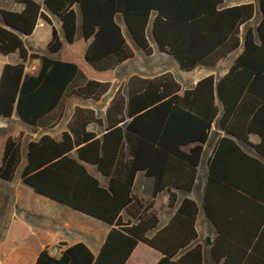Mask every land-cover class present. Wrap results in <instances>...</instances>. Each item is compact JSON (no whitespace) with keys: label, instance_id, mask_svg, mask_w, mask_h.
<instances>
[{"label":"trees","instance_id":"trees-1","mask_svg":"<svg viewBox=\"0 0 264 264\" xmlns=\"http://www.w3.org/2000/svg\"><path fill=\"white\" fill-rule=\"evenodd\" d=\"M16 1L25 5L22 12L0 13V54H19L22 62L2 71L0 117L17 115L31 127L46 120L52 124V115L70 94L98 101L110 89L109 83L89 80L77 64L53 57L65 43L75 44L80 19L88 43L85 60L99 73L135 57L123 26L148 57L154 54L153 43L186 73L215 68L237 54L221 79L211 75L185 91L170 74L132 78L128 95L117 94L108 109L101 136L88 129L103 127V120L92 110L77 108L61 141L45 135L29 144L24 184L113 227L97 257L79 244L57 257L46 249L36 264H127L140 243L163 255L158 264H203V246L189 249L198 240L197 203L185 199L171 224L149 238L159 224L155 201L137 196L134 185L145 172L155 179L154 198L167 188L192 192L215 123L226 135L209 162L204 202L218 230L212 257L217 264H264V0H258L261 20L256 28L250 26L256 14L250 0H232L240 2L233 6L225 0ZM49 15L61 24V32L53 27L52 56L30 55L23 37L32 36L41 20L53 26ZM30 58L41 62L35 75L26 72ZM252 136L259 138L253 147L260 157L241 146ZM21 162V138L10 137L0 179L13 182ZM88 166L108 178V185ZM176 202L174 194L170 205ZM124 212L138 222L125 223Z\"/></svg>","mask_w":264,"mask_h":264},{"label":"crops","instance_id":"crops-1","mask_svg":"<svg viewBox=\"0 0 264 264\" xmlns=\"http://www.w3.org/2000/svg\"><path fill=\"white\" fill-rule=\"evenodd\" d=\"M233 4L234 3H232V6ZM24 8L25 5L19 1L0 0V13L4 10L11 12H22ZM49 17L53 21V26L41 20L32 36L23 37L26 47L27 41L31 40L32 42L33 47L31 49L27 47L30 55H48L42 54L40 51H42L41 49H43V51H49L48 47L52 39L53 27L61 32V24L59 20L50 15ZM79 22L81 27V19ZM0 25H4L1 15ZM84 42L85 59L88 43L86 40ZM68 45L72 47L74 44ZM129 45L134 50L132 44L129 43ZM153 48L154 54L150 57L155 55L156 50L155 47ZM17 55L18 54L4 56L0 54V78L5 65H17L22 62L21 57L20 61H13V57L16 58L15 56ZM145 56L147 55L145 54ZM135 57L119 66L116 70L105 73H99L95 71L85 60L89 72L93 75H96L97 78H92V76L77 63L75 58L67 60L60 59L61 61L77 64L89 80L109 83L110 89L107 94L98 101L84 100L72 94H70L72 97L68 95L63 101L62 106L56 110L54 115H52L51 118H54V122L52 124H50V122L48 123L46 120L38 127H31L24 124L17 115H14L11 119L0 117V134H3L2 139H0V150H2L0 153V167L2 164L7 140L10 137L21 138L22 143V162L19 167V169L22 168V170L19 172V174H17V171L13 182H4L0 179V185L4 183L10 185L11 192L9 195L13 201V207L8 209H0V264H36L40 254L46 249L49 250L52 256L57 257L60 256L62 251L65 249L79 244L86 245L92 254L97 257L106 243L109 234L113 230L111 225L86 216L48 198L42 197L36 194L33 189L24 184L22 172L27 164L28 146L31 142L39 141L45 135H49L55 140L61 141L63 134L69 131V124L72 121L77 108L92 110L95 112L98 118L103 120V127H99L98 125L94 124L88 129L91 132H95L99 136L103 135L107 126L106 118L108 109L111 107L112 102L114 101L117 94H121L125 97L128 95L129 82L134 77L141 79H153L170 74L182 86V91H185L188 89H193L201 80L207 78L208 76L214 75L216 79H221L231 67L230 66L229 69L222 75H219L218 72L223 61L220 62L215 68L200 67L190 73L182 72L180 70L182 73L187 74L180 76V78L175 76L177 75V72L173 70L171 66H166L168 65V62H163L160 64L156 63L146 68L142 67L139 70L128 72V70L125 68H127L128 64L131 63ZM40 66V60L30 58L26 62V72L31 75H35L38 73ZM204 69H210L213 71H205L201 73ZM68 97L75 100V103H72L71 105L68 104L71 115H66L68 111L66 106ZM225 135L226 133L220 129L218 123H215L210 134V139L205 145L196 186L192 192L185 193L172 188H167L156 198H154L155 179L147 176L145 172H140L137 175L134 185V193L137 196L155 201L154 211L157 213L159 224L156 229L148 233L149 238H154L159 232L171 224L185 199L188 198L197 203L199 207V215L196 222L198 240L189 249L195 247L196 245L203 246V264H205L207 257L212 260V264H217L212 257V248L216 243L218 230L216 225L208 217L204 202L209 179V162L214 155L219 141ZM258 143L259 138L252 136L249 144H241V146L251 156L260 157L258 154H256L253 147ZM189 149L190 147L186 148L185 150L189 151ZM90 167L93 166H88L90 173L99 179L103 186H107L109 179L102 176L96 167L95 168L99 174L92 172ZM99 175L106 180L102 181ZM23 190H29L27 191V197H25ZM174 194L177 197V202L175 206H171L170 198ZM123 219L125 223H129L130 221L133 223L138 222L127 212L123 213ZM208 222L211 225H207ZM201 224L206 226V228L204 227L203 232L200 231ZM55 251L58 253H55ZM186 251L181 252L180 255H183ZM162 258L163 255L160 252L144 243H140L128 260L127 264H158Z\"/></svg>","mask_w":264,"mask_h":264},{"label":"rangeland","instance_id":"rangeland-1","mask_svg":"<svg viewBox=\"0 0 264 264\" xmlns=\"http://www.w3.org/2000/svg\"><path fill=\"white\" fill-rule=\"evenodd\" d=\"M250 1H253L255 3V5H256L255 18H254V21L251 23L250 26L256 28L258 23L261 20L260 6H259V3H258V0H250ZM232 3H234L233 5H237L240 2L232 1V0H225V5L226 6H232ZM123 28H124V32H125L126 38L129 41V43L132 44V46L134 48V51H135V54H136L135 59L131 63L128 64L127 68H125V69L128 70V72L129 71L139 70L142 67L146 68V67L154 65L156 63L160 64V63H163V62H168V65H166V66L167 67L171 66V68L177 72V75H175L177 78H180V76H183V75H187V74H184V73H182L180 71L177 62L172 57L164 55V54H161L157 50V47L155 46V44H153V43H152V45H153V47H155V50H156L155 55L153 57L145 56V54L134 44V42L131 39V37L129 36L126 28L124 26H123ZM246 29L247 28H244L242 30V37H244ZM149 35H150V38H151V30H149ZM84 41L85 40L83 39L82 32H81V27H80L79 31H78V36H77L75 44L71 47L67 43H65V48H64L63 52L58 54V55H53V57L58 59V60H60V59L61 60H67V59L75 58L77 63L79 65H81L82 68L85 71H87L92 76V78H95V77L97 78L96 75H93L92 73L89 72V69L86 66V62H85V59H84V51H85V44H84L85 42ZM27 47L30 48V49L33 47L31 40L27 41ZM41 50L42 51H40V52L42 54L51 55L49 51H47V50L43 51V49H41ZM236 56H237V54L232 55L228 59L224 60L221 63V68H220V70L218 72L219 75L224 74L229 69V67L232 65L234 59L236 58ZM15 57L16 58L13 57V61L14 60H17V61L21 60L19 54L17 56H15ZM205 71L207 72V71H213V70L204 69V70H202L201 73H203ZM70 97H72V96H70ZM70 97L67 98V102H66V106H67V110H68L66 115H71L70 107H69L68 104L71 105L72 103H75V100L73 98H70ZM2 136H3V134L1 133L0 134V139H2ZM1 152H2V150H0V153ZM90 168H91L92 172L98 173V171H97V169L95 167H90ZM21 170H22V168H20L18 170L17 174H19V172ZM101 180L104 181L106 179L101 177ZM26 189H28V188H26ZM27 191H29V190H23V193H24L25 197H27ZM10 192H11V189H10V185L9 184L4 183V184L0 185V198H1L0 199V209H8V208L13 207V201L10 198L11 196L9 195ZM32 205H34V204H32ZM207 225H211V224L208 222ZM204 227L206 228V226H203L202 224L200 225V231L201 232H203ZM205 264H212V260L209 257H207Z\"/></svg>","mask_w":264,"mask_h":264},{"label":"built area","instance_id":"built-area-1","mask_svg":"<svg viewBox=\"0 0 264 264\" xmlns=\"http://www.w3.org/2000/svg\"><path fill=\"white\" fill-rule=\"evenodd\" d=\"M55 253H58L57 251H55Z\"/></svg>","mask_w":264,"mask_h":264},{"label":"water","instance_id":"water-1","mask_svg":"<svg viewBox=\"0 0 264 264\" xmlns=\"http://www.w3.org/2000/svg\"><path fill=\"white\" fill-rule=\"evenodd\" d=\"M25 37V36H24Z\"/></svg>","mask_w":264,"mask_h":264}]
</instances>
